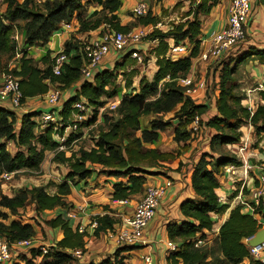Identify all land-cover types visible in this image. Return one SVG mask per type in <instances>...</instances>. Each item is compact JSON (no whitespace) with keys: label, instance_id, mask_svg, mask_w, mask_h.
I'll use <instances>...</instances> for the list:
<instances>
[{"label":"trees","instance_id":"16d2710c","mask_svg":"<svg viewBox=\"0 0 264 264\" xmlns=\"http://www.w3.org/2000/svg\"><path fill=\"white\" fill-rule=\"evenodd\" d=\"M3 1L7 8L0 15V58L8 56L9 62L15 60L18 54V46L12 36L16 23L19 21L25 23L22 28L25 37L24 48L46 46L51 37L60 32L66 24L75 27L76 34H83L95 31L104 25H109L114 31L129 33L135 28L147 29V27L156 26L159 22V18L153 16L151 10L145 17L137 16L132 11L131 16L134 17V22L123 25L118 16L122 7L121 0H42L38 4L34 0ZM189 1L192 6L189 14L192 13L193 20L172 24L167 32L154 29L145 39L159 41L154 50L158 70L151 80L146 75L140 79L138 87L133 84V77L137 72L132 70L129 75L127 74L130 62H136L131 56L134 51H138L131 47L127 48L131 49L130 52L118 61L112 70H104L91 80L82 79L81 68L85 57L81 51V41L77 36H72L65 43L63 52L70 57V60L65 64L61 76L53 75V58L48 56L49 58L42 59L47 66L46 70H43L35 65V60L29 58L26 51L22 50L23 55L15 60L17 66L7 69L10 74L19 79L23 95L21 105L30 98L47 94L48 82L60 83L65 89H69L73 84L82 81L77 94L63 105L60 112L63 123L73 124L74 114L77 113L74 106L78 102H83L88 107V114L91 113L93 117L87 118L80 127L84 124L85 126L94 124L97 121L99 109L107 103L102 98L113 99L116 96V86L118 82L120 83L121 77L126 81L127 92L114 111L115 115H104V125L101 126L99 141L95 147L89 151L81 149L79 152L72 153L70 157L67 156L66 151H58L61 143L54 137L55 127L52 125L42 130L39 122L33 120L38 114L23 115L21 125L18 127L17 114L0 107V177L4 172L39 171L48 153L54 154L55 163L69 168V173L61 184L52 183L56 189L54 195L47 191L48 187L40 186L22 188L17 194L9 197L3 194L0 180V206L6 208L11 216L19 215V211L26 208L28 201L34 204L38 215L51 213L60 208L68 209L64 199L71 194L70 183L74 184L91 178L97 173L98 167L103 169L98 173L126 180L114 186L113 201H129L135 196L144 195L147 187L146 176L154 175L152 169L164 168L166 165L163 163L173 160V156L146 148L147 145L158 140L159 133L166 131L170 123L155 120L151 130H144L138 136V132L141 131L140 118L149 115L164 116L175 112L178 122L174 129V141L187 145L191 135H198L192 132L191 125L194 117L199 116L202 130L208 128L216 132L211 137V151L217 153L219 147H227L229 151L225 149L227 154H221L220 158L211 157L212 161L207 160L210 158L208 154H203L193 165L191 186L194 198L180 205L184 221L181 224L169 223L166 226L168 240L179 247V251L171 254L168 260L171 264H218L219 262L243 264L246 259H249V264H264L251 257L250 248L245 242L247 238L255 236L260 227L254 216L245 211L242 206L233 208L228 220L221 226L215 239L216 250L208 248V244L199 248L195 247L197 239L210 240L208 233L214 232V215H222L229 208V204H221L219 200L221 184L218 176L224 172L225 167L241 164L231 150L233 146L242 143L244 134L241 127L245 123H251L255 138L258 139L259 136L260 140L264 139V93L261 104L251 116L243 104L244 98L235 92L239 86L236 76L238 67L249 61H258L264 65V49L250 47L238 59L232 61L231 59L234 58L230 55L221 62L222 64H218L217 67L221 68L220 79L217 82L219 83L218 96L211 105L200 104L197 99L186 95V88L178 80L191 75L192 60L201 54L200 15H209L219 0ZM258 3L264 6V0H258ZM93 7L95 10L92 11ZM110 30L105 27L101 35ZM172 40L176 44L189 42L192 45L191 53L177 61L167 59L166 55L170 50L169 42ZM138 52L144 55L146 64L152 59L148 52ZM213 108L215 110L213 116L205 120L204 117L208 116ZM77 137V133L71 134L65 145H69ZM8 143L14 145L16 153L8 150ZM235 196L236 192L231 195V198ZM104 210L106 211L104 215L92 218L97 223L93 230V235L97 238L120 229L121 220L114 216L113 209L105 206ZM262 211H264L263 208L258 210V212ZM9 214L0 215V236L12 249L18 242L36 237L33 225L16 220L9 223ZM45 224L52 229H61L62 239L45 255L32 250L28 258L22 252L17 259L20 258L23 264H35L36 257H42L39 264H73L76 259L70 252L76 249L86 251L85 237L89 234L86 232L81 234L78 230H74L71 221L66 219L63 213H59L54 219L45 220ZM124 248L128 247L121 249ZM216 251L221 258L216 256ZM15 260L16 256L13 264H21L15 263ZM102 264H108V262ZM118 264L123 263L119 261Z\"/></svg>","mask_w":264,"mask_h":264},{"label":"crops","instance_id":"0c3cea01","mask_svg":"<svg viewBox=\"0 0 264 264\" xmlns=\"http://www.w3.org/2000/svg\"><path fill=\"white\" fill-rule=\"evenodd\" d=\"M122 2V0H121ZM137 2H145L149 10L152 11L153 16L159 18L160 29L162 32H167L171 29L172 24L185 22L188 20H193V15L190 13V6L191 2L189 0H135ZM232 3V0H219L216 7L211 10L209 15H200L201 21V28L202 34L200 35L199 39L201 41V50L206 49L210 42V38L214 32H218L223 30L228 25V18H229V8ZM123 5V2H122ZM176 6V8H175ZM136 7V6H135ZM134 7V8H135ZM195 7V6H193ZM122 8V7H121ZM120 8V10H121ZM131 8V12L132 13ZM92 11L95 10L93 7ZM119 10V12H120ZM118 12V16L123 25L132 24L134 22V17L131 16L132 19L127 20V24H124L125 20L121 19V16ZM189 14V15H188ZM106 27V25L102 26L101 28L90 31L83 34H76V28L72 27L70 29H63L54 34L51 37L50 42L44 47H32L30 50H27L26 47L24 48V43L22 44L21 50H24L28 53L29 58L35 60V65L38 66L40 69L46 70L47 66L42 62L43 58H53L56 53L63 51L65 43L71 39L72 36H77L79 40L81 39H88L93 40L98 37L102 30ZM153 26L147 27V29H151ZM136 29V28H135ZM138 29V28H137ZM152 32V31H151ZM22 40L24 42V34L21 35ZM55 39V40H54ZM158 40H144L139 45H131V49L134 48L138 51L148 52L152 59L149 61V66L152 68L153 74H155L158 70L156 66V57L154 50L158 46ZM258 44V45H257ZM260 44V45H259ZM247 46H254L259 49H264V6L258 3V0H251V9H250V25L248 30V41L245 44V48ZM125 49L122 52H112L100 65V67L95 71V75L99 74L104 70H112L116 64V62L121 61L123 57L130 52L131 50ZM239 54V53H238ZM49 56V57H48ZM232 56V55H231ZM236 55L232 56V58H236ZM16 60V59H15ZM15 60H12L8 63L7 69H12L14 66H17ZM232 60V59H231ZM223 61V60H222ZM193 66L192 73H194L196 79L206 80L208 83V78L210 75L209 71H211V66L208 64H204L199 62L198 58L192 60ZM214 64V63H213ZM220 65V64H219ZM215 64V66H219ZM149 67V68H150ZM220 70L219 67L217 70L212 68L211 77L215 76L216 83L220 79ZM4 72V71H3ZM245 74L249 76L250 80H253L254 83H257L260 80H264V65L260 64L258 61H251L250 63L245 64ZM146 75V74H145ZM143 74V77L145 76ZM149 77L148 75H146ZM142 77V78H143ZM141 78V79H142ZM238 78V77H237ZM151 80V79H149ZM241 80V78H238ZM3 74H0V85L3 83ZM239 82V81H238ZM240 83V82H239ZM49 90L55 87H59L62 92V97L60 100V112L63 109V105L73 98L82 84V81L76 84H73L69 89H65L60 83L50 84ZM251 87H246L244 90L246 91ZM243 90V89H242ZM45 94L40 95L37 97H33L28 99L20 109H15L9 101H1L0 100V107L6 108L8 110H12L17 114V122L18 127L21 125L22 117L25 114H38L35 116L33 120L35 122H39L43 113L48 112L50 107L45 102ZM201 97V96H200ZM199 97V98H200ZM259 103L262 102V94L256 95ZM177 120L174 126L177 125ZM211 132V130L209 129ZM214 135V132H211V137ZM210 139L206 142V150L210 149ZM170 141H174L173 132L171 135L168 132H160L159 138L154 143L150 144L149 147L154 150H158L161 153H164V147H167V143ZM161 143H165L162 145ZM192 144L193 148L196 149V144L194 142H189ZM175 144V143H174ZM176 145V144H175ZM188 145V144H187ZM190 148L189 151L184 153L179 160L176 161H168L165 164L164 168L159 167L156 169H152L151 171L154 175H147V187L150 185H166L167 192L164 195L160 208L158 210V214L156 218L149 224L147 233H146V244H139L136 246H129L127 249H121L123 247H117L113 242L109 240L108 234H103L101 237L97 238L93 235V228L91 225L93 224L92 218L97 215H104L106 211L104 210L105 206H109L115 212L114 216L121 220V224L119 225L120 228L123 226L124 222L131 218L133 215L135 205L137 201L141 199L143 196H135L129 199L128 204H122L120 201H113L112 200V193L114 191V186L118 185L121 182H126L122 178H116L113 176H106L104 174H94L91 178L77 181L74 184L70 183L71 186V194L67 196L64 200L67 204L66 207L68 209H58L57 211H53L51 213H46L44 215H40L43 219V226L41 225L40 218H37V222H28V220H22L20 218H14L13 220L8 221L9 223L13 221H19L23 224H31L34 227L36 232V237L38 242L45 245H55L59 240L63 237V232L61 229H52L45 224V220H51L56 218L59 213H63L64 217H66V212L68 210L77 209L80 206H84V211L78 213V218L75 220H71V224L74 230H78L79 225L81 224L85 232L89 234L88 237H85V241L87 244L86 251H84V256L82 258L77 259L78 264H102L103 262H108V264H118L119 261H122L123 264H143L142 257L144 253H148L151 249H153L156 258V264H171L168 260V249H167V235H166V226L169 223H177L181 224L184 221L182 214L180 212V205L191 198H194L192 186H191V174L193 171V166H188L191 168L187 170V168H180V163H192L190 159L191 151L195 150ZM255 158H253L254 162H258L260 165V158H262V152L260 153L258 149L254 151ZM48 155V154H47ZM201 156H195L194 164L198 162ZM193 160V159H192ZM259 160V161H258ZM56 168H59L60 165L56 164ZM193 164V165H194ZM45 166H41V169H45ZM58 171V169H57ZM261 173V170L256 169L253 172V177L258 176ZM46 181H48L52 174L45 175ZM65 177V176H64ZM219 182L221 184V188L219 191V200L221 204H229V208L222 214V215H214V232L218 235L221 226L228 220L231 210L234 208L230 205L228 198L232 200L231 195L229 196V192L234 194V187L232 185L231 180L225 176V172H222L218 176ZM56 184H61L64 179H60L59 182L57 180H52ZM252 182V181H251ZM250 182V183H251ZM46 183V182H45ZM249 183V185H250ZM6 185V184H5ZM4 185V186H5ZM47 185V184H46ZM14 192L10 194H5L9 197L14 196L19 192V184L15 185ZM146 187V188H147ZM19 188V189H18ZM48 191V188H47ZM5 192V190H4ZM248 189L246 190V193ZM6 193V192H5ZM56 193V190L54 194ZM52 194V195H54ZM70 207V208H69ZM35 211V206H34ZM50 215V216H48ZM69 220V219H68ZM70 221V220H69ZM119 230V228L117 229ZM116 230V231H117ZM212 233H208V237L210 238ZM210 242V240L208 241ZM49 243V244H47ZM72 252V251H71ZM30 257V252H24ZM16 260L15 263L23 262L20 258L17 259L19 256L18 252H15ZM42 261V257H36L34 260L35 264H39ZM250 260L246 259L243 264H249ZM13 264V263H7Z\"/></svg>","mask_w":264,"mask_h":264},{"label":"built area","instance_id":"2783aa9c","mask_svg":"<svg viewBox=\"0 0 264 264\" xmlns=\"http://www.w3.org/2000/svg\"><path fill=\"white\" fill-rule=\"evenodd\" d=\"M42 1V0H41ZM40 3V2H39ZM250 9L251 0H232L229 8L228 25L221 31L214 32L210 38V42L206 49L201 51L198 57L199 62L204 64H220L222 60L231 55L236 48L245 41L248 36L249 22H250ZM149 7L145 2H140L133 9V12L137 16L145 17L148 14ZM160 24L153 26L151 29L138 28L129 33H123L114 31L109 25L106 27L109 32L99 35L93 40L81 39V51L85 57V62L81 68L82 79L91 80L95 77V71L100 67L103 61L112 52H122L131 45L142 43L148 35L154 29H160ZM65 29L72 28L71 25L66 24ZM20 34H16L13 40L17 43L18 54L16 60L19 59L22 54V44L24 43ZM170 50L168 51L166 58L172 61H177L181 58L188 56L191 53L192 45L189 42H183L176 44L173 40L169 42ZM32 48V47H31ZM26 47L27 50L31 49ZM131 58L139 65H145L144 55L138 51H134ZM70 57L63 51L56 53L53 57L52 72L54 76H61L65 64L69 63ZM195 66H193L194 68ZM169 77L167 78V80ZM3 83L0 85V100L9 101L15 109L22 107L21 100L23 98L20 90L19 79L4 70ZM178 82L186 88V95L191 96L194 99H198V95L204 90H207L206 80H198L195 78L194 73L186 78H180ZM120 83L125 85L126 81L121 77ZM206 92V91H205ZM264 93V80H260L255 83V86L245 91V97L243 104L250 112L251 116L255 114L259 101L256 95ZM205 94V93H204ZM203 94V95H204ZM45 102L50 107L48 112L43 113L39 124L42 130H45L52 125L55 127L54 137L61 143L58 147V151H65V143L68 141L71 134H76L79 126L85 122L87 114L89 112L88 107L83 102L75 104L74 109L77 113L74 114L73 124L63 123L60 118V100L62 92L59 87L50 89L45 94ZM202 96V94H201ZM119 103V102H118ZM118 105H114L117 107ZM201 119L199 116H195L191 125V130L195 134H199L202 131ZM246 130H253L251 123H248L244 128ZM242 143L237 146H233L231 150L241 161L240 165H229L224 168L225 176L228 177L234 187L236 196L232 199L236 206H242L245 211L250 212L252 216L257 220L260 230L264 229V211L258 212L260 208L264 209V156L260 158V165L258 162H254L255 158V146L261 145L262 141L255 139L254 136H248L243 132ZM264 140V139H262ZM259 142V143H258ZM258 160V161H259ZM259 169L261 173L253 177V172ZM16 172H4L0 177L2 181L1 187L11 182ZM252 181V182H251ZM251 182V183H250ZM250 183V185H249ZM166 185H150L146 188L143 197L137 201L135 209L131 218L126 220L123 226L116 232L109 234V240L113 242L117 247H129L139 244H146L145 231L149 224L157 216V212L160 208L161 201L167 192ZM248 192L246 193V190ZM122 204H128V200L120 201ZM84 211V206H80L74 210H68L66 217L71 221L78 218V213ZM96 222H93L91 227L95 229ZM259 230V231H260ZM79 233H85L84 227L80 224L78 227ZM254 236L245 240L246 244L250 248L251 257L260 260L264 263V243L261 247H255L249 245ZM37 238L30 240H23L13 246V249L9 246L8 242L0 236V264L12 263L15 257V252L18 254L21 252L29 253L32 250L41 252L43 255L48 254L50 249L54 246L41 244L37 241ZM208 241L197 239L195 241V247H202L207 245ZM168 256L179 251V247L176 243L167 241ZM70 254L74 258H82L84 252L80 249L73 250ZM143 264H156L155 253L151 249L148 253L142 257Z\"/></svg>","mask_w":264,"mask_h":264},{"label":"rangeland","instance_id":"374dc122","mask_svg":"<svg viewBox=\"0 0 264 264\" xmlns=\"http://www.w3.org/2000/svg\"><path fill=\"white\" fill-rule=\"evenodd\" d=\"M21 2H24V0H21ZM34 2L36 4H38L39 2H41V0H34ZM122 2H123V5H122V8H121L119 14L121 16V19L125 20L124 24H127L128 22H126V21L129 19H132L131 14H130L131 8L134 9V7L137 6V2L135 3V0H122ZM6 8H7V5L4 4L3 0H0V15L5 12ZM175 8H176V6H175ZM133 9H132V11H133ZM24 24L25 23L22 21H19L16 23V27H15V31L13 33L12 39L16 34H20V35L24 34V31L22 30ZM135 30H138V29H135ZM247 41H248V37H247L246 41L241 43L236 48V50H234L231 53L232 56H234V54L236 55L235 56L236 58L232 59V61L238 59L244 51H246L250 47H252V46H247L245 48V44ZM250 62L251 61H249V63ZM8 63H9L8 56H3L0 58V74H3V71L5 70V67ZM116 64H117V62H116ZM209 65L211 66L210 67L211 71H212V68H215L216 70L218 69V67L215 66V63L214 64L209 63L208 66ZM149 67H150L149 62H148V64L145 63V65H139L134 61L130 62L129 71L127 74L129 75L132 70H135L137 72L136 75L133 77V80H134L133 84L135 86L138 87L139 81L143 77V74L148 75L149 77H147V78H149V79L153 78V76H154L153 71H152L153 67L152 68L151 67L149 68ZM244 70H245L244 64L240 65L237 69L236 76L238 78H241V80H238L240 83H239V86L237 87V89L235 90L236 94L243 97V98L245 97L244 88H246V87L252 88L255 86V83L253 82V80L249 79V76H247L245 74ZM211 71H209L208 75H210V76L207 80L208 83H206V87H208V89L207 90L204 89L198 95V97H199L202 94V96L197 99V101L200 104L201 103H207V104L211 105V103L215 102V99L218 96L219 83H216L215 76L211 77ZM126 78H128V77H126ZM126 92L127 91L125 89V85L118 82L117 86H116V96L113 99H106L105 97L102 98L103 100H106L107 103L105 104L104 107L99 109L97 121L94 124L89 125V126H85V124L82 125L81 127L79 126V129L77 131V136H78L77 139L72 141L69 145H67V146L65 145L66 146L65 151H66V154L68 157H70L72 153L79 152L81 149H85V150L89 151L90 149L95 147V145L99 141L98 136H99V133L101 130V126L104 125V121H105L104 115L105 114H107L109 116L115 115L114 111L119 106V104H120L121 100L123 99L124 95L126 94ZM114 105H118V106L114 107ZM214 111L215 110L213 108L212 112L210 114H208V116H205L204 119L207 120L211 116H213ZM92 117H93V115H91V113H89L87 115L86 119L87 118L91 119ZM155 120H157V121L160 120L163 123H170V125H169L170 127L168 129H166V131H164V132H168L169 135H171V132H173V135H174V129L177 126V125L174 126V124H175L177 119L175 117V112H171V113H168L164 116H156V115L142 116L140 118L141 131L138 132V136H140L142 131H144V130H151L153 127V122ZM246 124L247 123H245L241 127V131L244 132L246 135L251 136V137L254 136V138H255V136H256L254 134L255 131L253 133V130L250 131V130L244 129L247 126ZM211 132L213 133L212 130H211ZM211 132L209 131L208 128L207 129L203 128V130L198 135H196V136L191 135L190 142L193 141L196 144V146H197L196 149H195V147L194 148L192 147L193 145L191 143L186 145L184 143L180 144V143H177L175 141H170L169 143L166 144L167 147L163 148V150L164 149L166 150V151L164 150L165 151L164 153L173 156V158H172L173 160H171V161H176V160H179V158L184 153L189 151L190 148L195 149V150L191 151V155H190V159H191L192 163L189 162V163H186V165L184 163H182V165H179L180 168L181 167L187 168V170L191 169L188 166H193L194 158L196 155L199 157V156H202L203 154H208L210 156V158H207L208 161H212L211 157L212 158H220L219 156L221 154H227L225 149H227V152L229 151V149L227 147H219V152H217V153H213L211 151V149L207 150V152H204L206 150V146H207L206 142L211 137ZM38 134H40V133H38ZM215 134H216V132H214V135ZM257 138L259 139V141H262V142H261V145L257 144L255 146V149H258V151L261 153L264 151V140H260L259 136ZM161 144L164 145L165 143H161ZM146 148H150L149 145H147ZM8 150L12 153L17 152L16 148L14 147V145L12 143H8ZM79 155H80V153L78 154V156ZM53 158H54V154L48 153L46 160L43 163V166H45L44 167L45 169H40L39 171H20L19 173H17L11 182H8L4 187H1L3 194H10V190H11V192H14V190L16 188L14 186L18 185V184H19V188L46 186V187H48V192L51 195L54 194L56 189L52 185V183H55L52 180H57V182H59V180L62 178L65 180V177L69 173V168L65 165H62V164H59L60 167L56 168V165L54 164L55 162L53 161ZM56 164H58V163H56ZM57 169H58V171H57ZM99 170H103V169L101 167L97 168L96 174H98V175L102 174V173H98ZM50 173L52 174V177L48 181H46V177L44 178V176L49 175ZM4 190L6 193L4 192ZM19 190H21V189H19ZM228 194H229V196L232 195L231 192H229ZM227 200L229 201L231 206H233L234 208L236 207V204L233 202V200H230L229 198ZM27 203L28 204H27L26 208L20 210L19 215L15 216V217L11 216V214H9L10 212L6 208L0 206V215L3 214L5 216H7V214H9L8 216L10 218L8 221L13 220L14 218H20L22 220H24V219L28 220V222H31V223L37 222V219H36V217H37V218H40V221L42 222L41 225L43 226V224H44L43 219H42L43 217L41 218L40 215H38L34 211V204L31 201H28ZM157 214H158V212H157ZM48 216H50V215H48ZM147 230H148V228L145 231V236H146ZM210 235H211V237L209 238L210 242H208V248L216 250L217 247L215 244V239L217 238V234L214 232L213 234H210ZM47 244H49V243H47ZM19 254L22 255L21 252ZM215 254L218 257L220 256L218 251H216ZM220 258H221V256H220ZM74 259H76V258H74ZM73 264H78V260L76 259V261ZM218 264H221V263L219 262Z\"/></svg>","mask_w":264,"mask_h":264},{"label":"water","instance_id":"95a60500","mask_svg":"<svg viewBox=\"0 0 264 264\" xmlns=\"http://www.w3.org/2000/svg\"><path fill=\"white\" fill-rule=\"evenodd\" d=\"M264 243V229L260 230L254 238L250 241L249 245L255 247H261Z\"/></svg>","mask_w":264,"mask_h":264}]
</instances>
